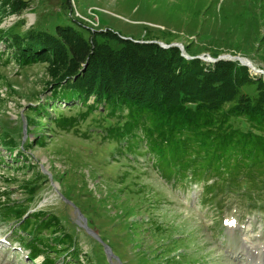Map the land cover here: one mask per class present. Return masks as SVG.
<instances>
[{
  "label": "rangeland",
  "instance_id": "1",
  "mask_svg": "<svg viewBox=\"0 0 264 264\" xmlns=\"http://www.w3.org/2000/svg\"><path fill=\"white\" fill-rule=\"evenodd\" d=\"M70 1L74 15L90 22L92 30H109L133 41L157 38L161 43L202 46L206 50L200 49L199 56L207 62L216 52L241 55L264 70V0ZM52 5L33 0L21 15H2L0 10V27L15 26L22 33L38 19L43 26V13L58 8ZM47 81L45 64L19 65L7 61L6 53L0 56V132L7 126L25 147L21 160L17 147L4 149L0 142V157L6 162L0 161V191L5 188L9 198L27 204L29 212L43 209L60 217L92 264H263L248 243L242 248L244 240L264 246L261 195L225 192L202 199L201 184L168 181L143 154L142 143L103 138L115 118L102 109L68 130H51V123L45 129L48 121L42 117L41 125H31L27 134L24 116L41 117L28 106L47 101ZM47 102L49 117L85 110L72 101ZM38 136L44 137V144L26 145L27 138ZM38 167L47 178H40L28 202L21 184L33 178L32 169ZM19 226L13 218H2L0 211V264H41V256L28 258L25 243L31 235ZM17 230L20 235L13 233ZM44 232L50 234L51 229Z\"/></svg>",
  "mask_w": 264,
  "mask_h": 264
},
{
  "label": "trees",
  "instance_id": "2",
  "mask_svg": "<svg viewBox=\"0 0 264 264\" xmlns=\"http://www.w3.org/2000/svg\"><path fill=\"white\" fill-rule=\"evenodd\" d=\"M32 1L0 0V10L2 15H21ZM41 1L58 8L43 13V26L38 19L22 33L15 26L0 27L4 45L0 56L6 53L7 61L19 65L45 64L47 101H72L85 110L68 117H49V102L30 105L28 110L41 117L24 116L27 134L31 125H41L42 117L48 121L45 129L51 123V130H68L93 110L102 109L115 118L114 124L105 127L103 138L142 143L143 154L168 181L201 184L202 199L226 192L248 193L250 198L254 193L264 201L262 75L252 74L237 60L187 59L177 46L161 47L157 38L133 41L109 30H92L95 27L90 22L74 15L70 0ZM183 47L191 56L206 50ZM0 142L4 149L17 147L16 153L24 160V144H18L7 126L0 132ZM25 143L44 144L45 139L27 138ZM0 161L6 164L2 156ZM32 170L34 177L21 184L28 202L37 193L40 178H47L39 167ZM8 194L5 188L0 191L1 216L13 218L19 230L31 235L25 243L30 261L41 256V264H92L60 217L43 209L29 212L27 204ZM48 229L50 234L44 232ZM19 230L13 233L20 235Z\"/></svg>",
  "mask_w": 264,
  "mask_h": 264
},
{
  "label": "water",
  "instance_id": "3",
  "mask_svg": "<svg viewBox=\"0 0 264 264\" xmlns=\"http://www.w3.org/2000/svg\"><path fill=\"white\" fill-rule=\"evenodd\" d=\"M159 45L161 47H169L171 45L173 46H177L179 48V50L181 51V55L184 56L185 58L187 59H190V58H194V57H198L202 60H204L203 58L204 57H201V56H191V55H188L185 53L184 51V47L182 44L180 43H172V44H165V43H161V42H158ZM218 59H224V60H237L240 64L242 65H245L248 67L249 71L252 73V74H255V75H262L264 77V70L262 69H258V68H255V66L251 63V61L249 59H247L246 57L244 56H241V55H232V54H229V53H226V54H220L218 55L216 58L214 57H210V62H215L216 60ZM23 132H24V135H25V124L23 125ZM80 215V214H79ZM84 224H85V219L82 217V215H80ZM95 237H97V235L95 234ZM98 238V237H97ZM105 252H106V256L108 258V260L110 261V256H112L111 254V251L108 247L105 246ZM114 256V255H113ZM115 257V256H114ZM116 258V257H115Z\"/></svg>",
  "mask_w": 264,
  "mask_h": 264
},
{
  "label": "bare ground",
  "instance_id": "4",
  "mask_svg": "<svg viewBox=\"0 0 264 264\" xmlns=\"http://www.w3.org/2000/svg\"><path fill=\"white\" fill-rule=\"evenodd\" d=\"M246 243H248L250 245V248L252 250H256L257 251L254 254L255 259L258 262H262L264 264V246L263 245H257V246H255L253 242H249L247 240H244L243 245H242V248H244V246L246 245Z\"/></svg>",
  "mask_w": 264,
  "mask_h": 264
}]
</instances>
